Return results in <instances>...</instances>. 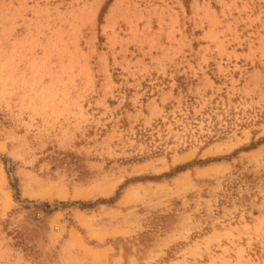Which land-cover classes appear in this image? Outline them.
<instances>
[{
    "label": "rangeland",
    "instance_id": "1",
    "mask_svg": "<svg viewBox=\"0 0 264 264\" xmlns=\"http://www.w3.org/2000/svg\"><path fill=\"white\" fill-rule=\"evenodd\" d=\"M0 264H264V0H0Z\"/></svg>",
    "mask_w": 264,
    "mask_h": 264
}]
</instances>
